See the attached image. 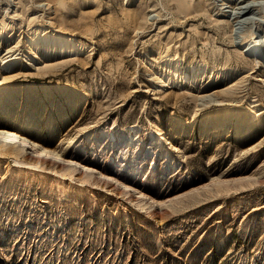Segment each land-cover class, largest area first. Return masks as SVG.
Segmentation results:
<instances>
[{
    "label": "rangeland",
    "instance_id": "1",
    "mask_svg": "<svg viewBox=\"0 0 264 264\" xmlns=\"http://www.w3.org/2000/svg\"><path fill=\"white\" fill-rule=\"evenodd\" d=\"M0 32L19 59L0 61V88L20 92L9 112L24 114L21 90L35 87L23 118L46 146L72 153L84 140L92 158L97 126L174 143L168 168L162 149L133 179L154 205L0 157V264H264V0H0ZM45 32L82 51L38 74L25 43ZM168 60L206 69L162 87Z\"/></svg>",
    "mask_w": 264,
    "mask_h": 264
},
{
    "label": "bare ground",
    "instance_id": "2",
    "mask_svg": "<svg viewBox=\"0 0 264 264\" xmlns=\"http://www.w3.org/2000/svg\"><path fill=\"white\" fill-rule=\"evenodd\" d=\"M5 36L8 37L9 35L7 36V34L0 32V39ZM0 45L2 47L6 46V52L0 60L2 61L1 67L3 71L7 68L13 70L17 66V61H19L18 58L13 56V45L10 43H0ZM25 46L29 51H34V55L30 56L29 66H32L33 62L35 65L36 63L38 65L45 63L44 66L41 67L40 65L37 68L38 74L47 73L49 71L48 67L53 66L51 64L55 61L54 59H64L82 51L81 42L73 41L71 37L61 33L48 34L45 32L41 35H36L31 39L29 38ZM243 46L249 54L258 57L260 40L255 42L251 40V42L244 43ZM63 59H61V62L55 61L57 62L56 65L59 64V68L63 65ZM162 66L165 74L158 77L159 86L167 88L178 87L184 80L193 81L202 75L206 69V66L197 69L193 66V71L187 73L181 68L179 63H174L171 60L164 61ZM167 72L178 73L180 77L172 79ZM14 78H17V76ZM200 81L201 78L200 80L197 79L194 84L199 85L201 88L204 83ZM42 88L45 90L47 87L43 86ZM22 90L21 92L25 93L26 106L24 107V114L19 117L9 112L10 108L15 107L19 103L17 98L18 93H20L19 90L9 89L6 86L0 88V157L15 156L18 159L17 163L33 165V167L43 170L47 175L49 173H52V175L57 174L70 181L77 179L79 182L89 186L106 188L115 195H127L132 201L143 203V205L159 203V200L154 197L149 189L136 186L133 183V179L136 178L137 171H140L141 165L147 160H150V163L153 164L151 168L156 166L162 149L167 150V155H163L161 163L168 168L170 166L169 160L172 156L169 152L174 150L173 141L169 140L167 146L161 148L158 143L153 142V136L150 142H144L138 136L128 135L125 131H114L113 129L97 126L86 135V138L90 141L92 158L81 156V153L86 151L84 140H79L74 144L72 153H67L65 150L62 152L59 150L60 152H58L46 146V139H41L39 132L37 135L32 133L36 128V124L34 125V123L23 118L26 116L30 117V113H32L35 106L29 102H33V99H31L32 95L34 97L40 95L37 93L38 90L33 86H25ZM26 98H30V100H26ZM1 100L3 101L1 102ZM64 100H68L67 95ZM69 108L74 109L76 106L71 103ZM227 122L228 119H216L214 121L215 129L226 125ZM163 138L169 139L166 135ZM96 157L104 158L103 163L105 165L99 166L95 160ZM150 172L153 176L156 174L153 169ZM147 180L148 177L140 179L141 183Z\"/></svg>",
    "mask_w": 264,
    "mask_h": 264
}]
</instances>
